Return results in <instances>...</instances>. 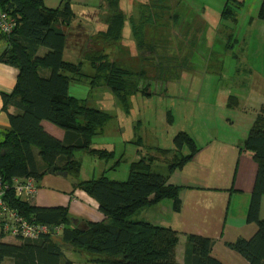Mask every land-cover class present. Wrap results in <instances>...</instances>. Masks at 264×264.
Listing matches in <instances>:
<instances>
[{
    "label": "trees",
    "instance_id": "obj_1",
    "mask_svg": "<svg viewBox=\"0 0 264 264\" xmlns=\"http://www.w3.org/2000/svg\"><path fill=\"white\" fill-rule=\"evenodd\" d=\"M44 1L0 0V8L16 20L11 34L0 32L6 41L0 60L19 70L13 94L6 97L15 98L13 102L19 112L9 114L11 129L0 138V174L10 186L14 177H32L39 181L53 166L78 178L81 161L75 156L77 150L100 157L112 156L106 150L92 147L93 138L102 132L111 114L71 95L69 89L73 81L91 76L93 83L103 82L111 88L125 111H130L128 95L121 94L127 85L123 81L126 72L115 60H110L107 52L116 47L123 36L126 15L121 10V1H104L100 17L105 26L92 34L85 26L74 24L71 0H61L55 8L47 7ZM170 1L150 0L141 7L140 19L132 21L138 46L145 44L148 30L156 25L160 28L171 24L170 19L165 18ZM221 17H235L229 1ZM258 17L264 20V0H261ZM172 22L177 21L173 19ZM42 47L46 48L43 53L40 52ZM68 48L80 52L81 58L95 71L93 75L83 72V62L64 58ZM143 74L141 70L140 78ZM134 86L136 89L130 93L151 94L149 86L141 89L140 79ZM43 121L59 127L65 132L64 137L61 139L48 132ZM174 140L178 148L187 146L189 153L181 157L174 154L165 173L152 170L153 158H143L131 163L126 180L102 175L75 184L98 203L105 215L100 221L86 220L82 226L75 225L69 207L31 204L10 187L5 196L10 207L29 220L62 225L58 236L63 244L48 234L38 239H20V243L14 244L3 241L5 235L0 232V264L5 258H12L14 264H74L65 255L66 246L73 252L91 255L86 264H225L212 254L213 239L193 233L187 235L186 261L180 263L176 258L180 233L171 226L138 218L143 209L164 199L173 200L174 211L181 210V187L171 184L169 178L175 169L191 161L199 149L184 131ZM240 148L251 152L257 164L247 214V221L255 223L257 230L252 237H240L228 246L249 264H264V218L260 215L264 196V113L254 120ZM159 150L162 155L172 151ZM134 215L135 218H131Z\"/></svg>",
    "mask_w": 264,
    "mask_h": 264
},
{
    "label": "rangeland",
    "instance_id": "obj_2",
    "mask_svg": "<svg viewBox=\"0 0 264 264\" xmlns=\"http://www.w3.org/2000/svg\"><path fill=\"white\" fill-rule=\"evenodd\" d=\"M77 1L76 26L79 20L89 32L105 26L101 17L88 20V13L98 9L102 0ZM120 1L126 15L124 44L118 43L107 52L110 60L126 72L123 81L127 85L121 94L128 95L130 111H125L111 88L103 82L93 83L91 76L71 83V95L111 114L102 132L93 138L92 147L112 156L75 151L81 161L77 180L102 175L126 180L131 163L143 158H153L152 170L165 173L174 154L181 157L189 153L187 146L178 148L174 140L182 131L194 139L199 149L197 159L188 162L190 166L205 164L209 172L215 169L229 178L236 165L231 159L233 148L240 145L254 120L264 113V20L258 17L261 0H171L167 16L176 14L180 20L148 30L145 44L135 49L127 47L134 42L132 21H138L141 7L149 0ZM228 1L235 14L232 19L221 17ZM68 50L64 52L66 60L81 61L83 72L94 74L89 63L75 59ZM141 70L144 74L140 78ZM139 79L141 89L147 85L151 94L130 93ZM160 148L172 151L162 155ZM57 179L70 181L62 175L52 176L40 187L58 191ZM161 208L151 214L160 217L168 211V205ZM147 210L143 209L141 217ZM181 243L179 250L184 248V241ZM65 255L74 264H86L91 258L67 246Z\"/></svg>",
    "mask_w": 264,
    "mask_h": 264
},
{
    "label": "crops",
    "instance_id": "obj_3",
    "mask_svg": "<svg viewBox=\"0 0 264 264\" xmlns=\"http://www.w3.org/2000/svg\"><path fill=\"white\" fill-rule=\"evenodd\" d=\"M60 1L45 0L44 3L49 8H55L59 6ZM104 1L102 0L99 8L95 9L96 11L88 13V20L100 18L101 6L104 4ZM72 3L75 13V4L80 3V1L74 0ZM140 17L141 15H139L138 19ZM165 18H169L170 21L175 19L177 22L180 20L176 14ZM75 19L76 13L74 23ZM81 22L80 20L78 21L83 26ZM89 33H95V31ZM119 43L120 45L124 44L123 38ZM5 47L6 41L0 36V53ZM127 47L135 49L137 47L135 39L133 44ZM43 51L40 49V52ZM68 51L75 59H82L78 50L69 49ZM18 73L19 70L15 65L0 60V138L4 132L11 129L9 114L19 112L13 102L15 98L10 97L6 99L7 96L13 94ZM45 74L48 73L45 72ZM43 125L52 135L61 139L64 137L65 132L54 127L51 123L43 121ZM240 145H237L236 149L233 148L235 154L231 159L236 165L233 175L231 174L229 178L223 174H219L215 169L209 172V167L205 164L201 167L200 165L190 166L191 164L187 163L183 167L175 169L169 178L171 184L181 187V210L178 212L174 211L173 200L164 199L157 204L145 208L148 210L143 214L144 217H141L143 210L139 214L138 218L140 220H147L157 225L171 226L180 233L179 243L176 248V258L180 263L186 261L187 235L193 233L213 239L212 254L225 264H249L240 253L228 246L229 242H233L240 237H252L257 230L255 223L247 221L248 209L257 174V164L253 159L252 153L241 149ZM194 159H197V155ZM39 161L41 162L40 159ZM223 162L222 159L220 164H223ZM52 176L56 177L58 174L50 171L45 173L43 178L37 181L38 188L36 194L30 198H22L37 206H67L71 215L78 218L81 222L86 220L100 221L105 218V215L99 210L98 203L85 191L77 188L71 181L66 182L57 179L56 188L58 191L42 190L40 183L46 181V179L51 180ZM166 205H168V211L164 212L162 216H153L151 214L152 211L160 210L161 207V209L166 208ZM146 215H148V218L145 217ZM260 215L264 218V196L262 198ZM2 240L14 244L20 243L19 239L12 236H5ZM183 241L184 248L183 250H179L180 248L178 247H181V242ZM1 264H14V261L12 258H5Z\"/></svg>",
    "mask_w": 264,
    "mask_h": 264
},
{
    "label": "built area",
    "instance_id": "obj_4",
    "mask_svg": "<svg viewBox=\"0 0 264 264\" xmlns=\"http://www.w3.org/2000/svg\"><path fill=\"white\" fill-rule=\"evenodd\" d=\"M16 26V20L0 8V32L11 34ZM10 187L20 197L30 198L37 192V181L32 177H14L12 185L5 183L0 174V232L5 236L17 239H38L43 235H59L62 225L51 226L25 218L17 209L10 207L6 194Z\"/></svg>",
    "mask_w": 264,
    "mask_h": 264
},
{
    "label": "water",
    "instance_id": "obj_5",
    "mask_svg": "<svg viewBox=\"0 0 264 264\" xmlns=\"http://www.w3.org/2000/svg\"><path fill=\"white\" fill-rule=\"evenodd\" d=\"M50 172H54V173H56L58 175H62L64 177L68 178L73 183H76V184L78 183L77 178L74 175L70 174L66 170H56L55 169V166H53L50 169ZM70 217H71V221L73 222V224H75V225L79 224L80 226L84 225V222H80V220L78 218L73 217L72 215H70ZM53 238L56 241H58L60 244H63V240H62V238L60 236H58V235L55 234V235H53Z\"/></svg>",
    "mask_w": 264,
    "mask_h": 264
}]
</instances>
